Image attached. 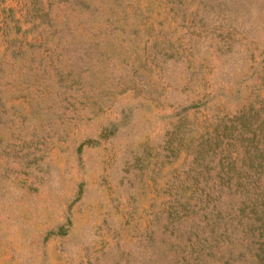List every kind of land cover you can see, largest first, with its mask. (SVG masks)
I'll list each match as a JSON object with an SVG mask.
<instances>
[{
	"label": "rangeland",
	"instance_id": "rangeland-1",
	"mask_svg": "<svg viewBox=\"0 0 264 264\" xmlns=\"http://www.w3.org/2000/svg\"><path fill=\"white\" fill-rule=\"evenodd\" d=\"M213 1L0 0V264L182 263L166 129L237 108L264 57V0Z\"/></svg>",
	"mask_w": 264,
	"mask_h": 264
},
{
	"label": "trees",
	"instance_id": "trees-1",
	"mask_svg": "<svg viewBox=\"0 0 264 264\" xmlns=\"http://www.w3.org/2000/svg\"><path fill=\"white\" fill-rule=\"evenodd\" d=\"M127 14L122 10L121 18ZM257 65L248 95L237 90L235 98L244 97L237 108H216L198 132L187 109L200 108V97L180 107L184 112L166 129V162L181 150L190 155L166 179L165 228L168 235L183 232V249H191L181 264H264V57Z\"/></svg>",
	"mask_w": 264,
	"mask_h": 264
}]
</instances>
